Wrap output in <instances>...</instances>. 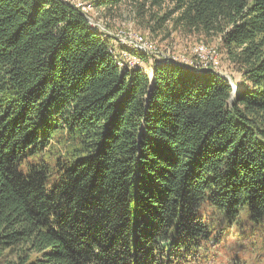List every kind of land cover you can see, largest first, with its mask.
Instances as JSON below:
<instances>
[{
    "label": "trees",
    "instance_id": "obj_1",
    "mask_svg": "<svg viewBox=\"0 0 264 264\" xmlns=\"http://www.w3.org/2000/svg\"><path fill=\"white\" fill-rule=\"evenodd\" d=\"M70 1L0 0V264H203L213 217L261 228L264 0L94 1L216 40L236 90L119 67Z\"/></svg>",
    "mask_w": 264,
    "mask_h": 264
},
{
    "label": "rangeland",
    "instance_id": "obj_2",
    "mask_svg": "<svg viewBox=\"0 0 264 264\" xmlns=\"http://www.w3.org/2000/svg\"><path fill=\"white\" fill-rule=\"evenodd\" d=\"M94 1L70 2L84 14L91 29L108 41V50L117 57L119 67L149 66L150 61L144 63L133 52L158 53L165 62L171 59L192 64V70L202 64L204 67L209 66L208 69L225 77L233 90L241 83L239 72L229 64L216 40L206 41L195 33H185L182 29L173 30L170 21L153 33L148 24H145L146 21L153 23V20L147 14L137 17L133 4L126 2L113 8H103L96 6ZM142 43L149 50L155 51H146L140 46ZM217 218L213 217L211 221L213 241L199 248V258L203 264H264V219L259 221L261 228L253 221L244 219L237 231L230 228L226 232L221 229L222 221Z\"/></svg>",
    "mask_w": 264,
    "mask_h": 264
},
{
    "label": "bare ground",
    "instance_id": "obj_3",
    "mask_svg": "<svg viewBox=\"0 0 264 264\" xmlns=\"http://www.w3.org/2000/svg\"><path fill=\"white\" fill-rule=\"evenodd\" d=\"M141 47H143L146 51H148V52H154L153 50H149L144 44L143 45H140ZM201 60V59H200ZM203 61V60H202ZM168 62L169 63H178V64H180V65H183V66H188V67H190V68H192L193 66H192V64H187V63H185V64H183L181 61H178V60H171V59H169L168 60ZM194 64V63H193ZM206 64H209V63H206ZM197 66V65H196ZM194 68V67H193ZM207 70L208 69V67H203V65H201V66H199V67H197V68H195V70H198V71H201V70ZM209 69H211V68H209Z\"/></svg>",
    "mask_w": 264,
    "mask_h": 264
},
{
    "label": "built area",
    "instance_id": "obj_4",
    "mask_svg": "<svg viewBox=\"0 0 264 264\" xmlns=\"http://www.w3.org/2000/svg\"><path fill=\"white\" fill-rule=\"evenodd\" d=\"M136 42H137V43H141L140 41H137V40H136ZM142 44H143V43H142ZM203 67H204V65H203Z\"/></svg>",
    "mask_w": 264,
    "mask_h": 264
}]
</instances>
